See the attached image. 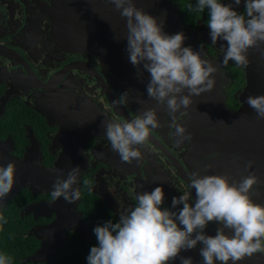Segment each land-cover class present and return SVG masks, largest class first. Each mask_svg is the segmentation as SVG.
Returning <instances> with one entry per match:
<instances>
[{
  "label": "flooded vegetation",
  "instance_id": "1",
  "mask_svg": "<svg viewBox=\"0 0 264 264\" xmlns=\"http://www.w3.org/2000/svg\"><path fill=\"white\" fill-rule=\"evenodd\" d=\"M54 1L0 0V164L18 165L26 157H33L53 167L70 147L67 144L66 148L57 136L61 121L66 119L65 108L90 104L105 119L131 120L143 109L159 107L147 94L150 74L142 75L143 89H138L137 77L121 78L93 52L75 50L57 38V26L50 16ZM166 1L172 4L178 19L175 34L183 32V46L194 51L204 45L202 58L218 68L214 75L223 83L227 108L238 111L244 104L240 95L250 88L248 69L232 61L223 65L221 46L212 45L210 38L208 11L189 10L197 0ZM245 7L242 0L234 10L243 14ZM109 21L114 22L112 18ZM251 58L248 56L249 62ZM125 92L127 98L116 104ZM187 115L188 110L182 109L175 123L183 125ZM158 118L161 126L152 130L147 146L140 149L141 158L132 163L122 162L111 150L104 131L80 139L81 154L71 156L87 164L82 168L81 182L74 186L81 187V198L74 203L53 202L51 189L21 185L15 196L0 207L4 218L0 220V253L11 256L14 264H88L91 247L98 246L94 228L109 220L118 222L120 213L136 206L137 194L163 187L161 207L173 212L183 207L173 208V197L192 191L194 200L190 177L199 171L188 166L186 159L191 143L202 133L196 127L202 122L197 120L193 132L187 128L186 134L193 135L192 139L177 146L173 119L163 109ZM16 196L18 201L14 202ZM219 227V223L209 222L205 234L214 236ZM46 247L50 248L47 256L28 260L40 256ZM200 247L182 250L180 255L191 257L193 264H203ZM169 264H180V260Z\"/></svg>",
  "mask_w": 264,
  "mask_h": 264
},
{
  "label": "clouds",
  "instance_id": "2",
  "mask_svg": "<svg viewBox=\"0 0 264 264\" xmlns=\"http://www.w3.org/2000/svg\"><path fill=\"white\" fill-rule=\"evenodd\" d=\"M126 18L127 52L129 61L138 69L150 74L147 94L158 102L159 107L138 112L131 120L105 119L102 127L111 150L122 162L132 163L142 156L141 148L146 147L153 129L161 126L158 112L163 109L173 119L172 127L177 146L192 139L186 128L175 123V117L183 109L193 105V97L214 90L215 73L218 68L200 51L185 47V34H166L163 22L137 7L134 0H109ZM242 0H197L189 10L209 14L207 26L210 29L212 45L226 41L221 46L223 65L229 61L247 68L248 53L252 48L264 44V0H245L243 14L234 10ZM119 40V39H118ZM143 65V71L140 66ZM187 93V94H185ZM128 92L116 100L122 103ZM247 104L255 111L257 119L264 120V95H250ZM143 103V101H141ZM206 115V114H205ZM224 123L223 121H220ZM218 155V154H214ZM255 164L249 160L247 169ZM212 164L206 166L211 169ZM57 177L50 197L53 202L61 197L68 203L81 198L82 168L72 167L64 178L63 169H55ZM190 188L183 195L172 198V207H183L178 212L162 208L165 192L163 187L136 195V206L119 214L118 222L109 220L94 228L98 246H93L87 256L88 264H169L176 259L180 264H193L191 257H183L181 251H188L201 245L199 254L203 264H239L256 253H264V204L256 203V186L264 183L251 172L235 183L230 174L194 173ZM16 183V164H0V207ZM190 200L192 202L190 203ZM0 216V220H3ZM209 222L221 225L216 235H206ZM182 226V227H181ZM12 257L0 253V264H12Z\"/></svg>",
  "mask_w": 264,
  "mask_h": 264
},
{
  "label": "water",
  "instance_id": "3",
  "mask_svg": "<svg viewBox=\"0 0 264 264\" xmlns=\"http://www.w3.org/2000/svg\"><path fill=\"white\" fill-rule=\"evenodd\" d=\"M134 2L137 7L158 18V22L162 21L163 31L166 34H175L178 19L170 2L166 0H134ZM112 8L115 10V6L109 0H55L50 8V16L55 20L58 32L56 36L61 42L73 46L75 50L93 52L121 78L137 77L139 80L135 79V82L140 85L138 89H143L141 86L144 83L141 81L143 76L138 75V69L129 61L126 50V18H122L119 11L112 12ZM109 18L114 20L113 24L110 21L107 23ZM217 44L226 46L227 42L220 40ZM262 51L264 45L249 50L248 56L254 57L247 67L250 88L240 95V101H244V104L238 111L231 112L227 108L223 83L216 78L214 90L193 97L194 103L188 109L183 126L193 132L192 126H196L197 120L200 119L202 125L196 127L197 130H202V133L191 143L186 161L188 166L196 168L201 174H230L232 182L235 183L243 176L255 172L264 182V120L257 119L255 111L246 102L250 95H264ZM140 70L143 71V65L140 66ZM146 73L143 71V75ZM63 114L66 115V119L61 121V129L57 136L65 142L66 148L67 144L70 147L53 167H46L33 157L23 159L16 165V183L4 201L13 198L21 185H29L32 189L53 190L57 177L55 169H63L64 178H67V173L72 167H85L86 160L74 159L71 155L81 154L82 147H78L80 139L85 140L91 132L104 131L102 122L105 118L90 104H78L71 109L65 108ZM212 154L218 155L211 157ZM249 160L255 161L251 169L246 168ZM209 164L213 167L206 170ZM257 187L259 194L254 195L253 199L256 203L264 204V183ZM58 202L67 201L61 197ZM64 218L65 216L62 215V219ZM49 250L50 248L46 247L40 252V256L28 260L41 259L48 255ZM239 264H264V256L254 254Z\"/></svg>",
  "mask_w": 264,
  "mask_h": 264
},
{
  "label": "trees",
  "instance_id": "4",
  "mask_svg": "<svg viewBox=\"0 0 264 264\" xmlns=\"http://www.w3.org/2000/svg\"><path fill=\"white\" fill-rule=\"evenodd\" d=\"M13 201H14V202H15V201H18V197L16 196V198H15ZM12 264H14V263H12Z\"/></svg>",
  "mask_w": 264,
  "mask_h": 264
}]
</instances>
